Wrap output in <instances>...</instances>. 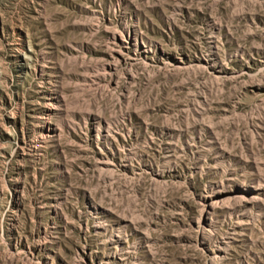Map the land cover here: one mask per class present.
<instances>
[{
	"label": "rangeland",
	"instance_id": "1",
	"mask_svg": "<svg viewBox=\"0 0 264 264\" xmlns=\"http://www.w3.org/2000/svg\"><path fill=\"white\" fill-rule=\"evenodd\" d=\"M0 264H264V0H0Z\"/></svg>",
	"mask_w": 264,
	"mask_h": 264
}]
</instances>
